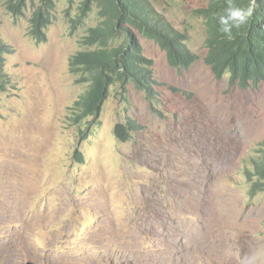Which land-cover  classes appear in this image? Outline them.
<instances>
[{"label": "rangeland", "instance_id": "obj_1", "mask_svg": "<svg viewBox=\"0 0 264 264\" xmlns=\"http://www.w3.org/2000/svg\"><path fill=\"white\" fill-rule=\"evenodd\" d=\"M81 1L0 0V37L11 47L0 90V264H264V193L249 200L234 175L264 141V81L243 90L211 73L193 14L206 0H148L187 37L195 62L174 69L138 36L154 62L161 115L133 86L122 94L114 85L97 119L73 125L69 108L84 87L68 60L99 22ZM36 8L50 20L41 39L29 31ZM126 116L141 133L119 143L114 127ZM204 133L211 185L192 175L204 160H167V150L191 148ZM149 203L175 211L144 215Z\"/></svg>", "mask_w": 264, "mask_h": 264}, {"label": "trees", "instance_id": "obj_2", "mask_svg": "<svg viewBox=\"0 0 264 264\" xmlns=\"http://www.w3.org/2000/svg\"><path fill=\"white\" fill-rule=\"evenodd\" d=\"M229 3L247 8L252 0H206V6L195 10L193 14L203 21L204 62L211 73L217 80L227 76L231 85L244 90L264 81V0H255L251 18L239 29H233L231 40L218 30V15L224 12ZM91 7L96 8L99 22L83 37V49L68 60L69 73L84 87L83 93L69 108L70 121L73 125H79L87 118L97 119L114 85L119 86L122 94H125L128 86H133L145 95L151 111L161 115L157 109L158 95L154 91V86H159L153 77L154 62L143 55L138 36L154 42L164 52L170 67L185 70L196 60V56L187 49V37L175 30L148 0L81 1L82 14ZM46 14L36 8L30 17L29 31L37 39H41L40 32L47 28L50 21ZM10 48L0 37V90L8 83L4 66L5 56L11 53ZM138 132L141 133L138 123L128 116L125 122L117 123L113 131L119 143L135 140ZM206 137L204 133L203 138L192 143L191 148L186 141L180 144L178 152L167 150V160L180 165V157L184 152H189L198 161L204 160L206 163H199L200 169L192 175L200 177L204 174L211 185L217 176L214 167L202 153L203 149H207ZM234 175L244 178L247 184L245 194L249 200L264 193V141L241 159L238 172ZM225 178L236 184L232 176ZM147 207L153 208L150 215L159 218L165 216L166 210L175 211L169 205L165 209L155 208L149 203L148 206L142 205L144 215L148 211Z\"/></svg>", "mask_w": 264, "mask_h": 264}, {"label": "clouds", "instance_id": "obj_3", "mask_svg": "<svg viewBox=\"0 0 264 264\" xmlns=\"http://www.w3.org/2000/svg\"><path fill=\"white\" fill-rule=\"evenodd\" d=\"M254 7L255 0H252V4L249 5L247 8L233 6L232 3H229L228 6L224 9V12L218 15V23L220 26L218 30L227 39H233V29H239L242 25L247 23V21L251 18L253 14Z\"/></svg>", "mask_w": 264, "mask_h": 264}]
</instances>
